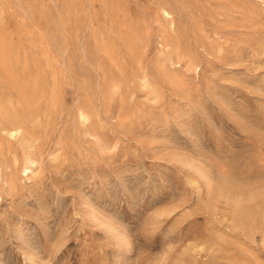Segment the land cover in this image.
Returning a JSON list of instances; mask_svg holds the SVG:
<instances>
[{
	"label": "rangeland",
	"instance_id": "374dc122",
	"mask_svg": "<svg viewBox=\"0 0 264 264\" xmlns=\"http://www.w3.org/2000/svg\"><path fill=\"white\" fill-rule=\"evenodd\" d=\"M0 103V264H264V0H0Z\"/></svg>",
	"mask_w": 264,
	"mask_h": 264
},
{
	"label": "bare ground",
	"instance_id": "6f19581e",
	"mask_svg": "<svg viewBox=\"0 0 264 264\" xmlns=\"http://www.w3.org/2000/svg\"><path fill=\"white\" fill-rule=\"evenodd\" d=\"M21 120L17 114L8 116L4 113V106L0 103V123L2 125L3 131H8L9 137L13 140H17L22 134V125ZM205 177V176H204ZM0 179H1V170H0Z\"/></svg>",
	"mask_w": 264,
	"mask_h": 264
}]
</instances>
